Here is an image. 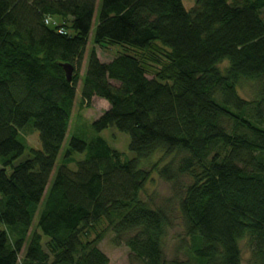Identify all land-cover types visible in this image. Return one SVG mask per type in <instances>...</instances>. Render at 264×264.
Returning <instances> with one entry per match:
<instances>
[{
  "label": "trees",
  "instance_id": "obj_1",
  "mask_svg": "<svg viewBox=\"0 0 264 264\" xmlns=\"http://www.w3.org/2000/svg\"><path fill=\"white\" fill-rule=\"evenodd\" d=\"M96 4L0 0V264H109L107 231L139 264H242L241 240L264 264V0ZM94 46L117 51L103 62ZM78 81L81 105L108 102L92 130L127 133L132 158L75 127L61 152ZM154 170L175 188L185 258H166L170 200L140 197Z\"/></svg>",
  "mask_w": 264,
  "mask_h": 264
},
{
  "label": "rangeland",
  "instance_id": "obj_2",
  "mask_svg": "<svg viewBox=\"0 0 264 264\" xmlns=\"http://www.w3.org/2000/svg\"><path fill=\"white\" fill-rule=\"evenodd\" d=\"M182 3L186 9L190 8L194 0H182ZM98 6V0L97 4ZM57 20L55 22H52L53 24H56ZM94 27H95V19L93 18V22L91 25V29L88 36V44L86 45L85 52L83 54V58L80 64V67L78 69V72L80 74L83 73L84 67L86 65V57L88 50L92 47V36L94 33ZM117 47V46H116ZM116 47H108V48H101L99 46H94L96 55L98 56L100 61L107 62L110 59L114 57L116 54L117 48ZM120 50V47H118ZM225 62L221 66H224ZM115 84V82H113ZM79 81L77 84V91L75 94L74 104L72 108L71 113V119H70V128H68L65 140L63 142V146L61 149V152L65 150V148H68V141L70 137L72 136V132L70 129H74L75 136L82 137L86 141H89L91 138H93L95 135H99L102 137L109 146L112 148L118 150L119 152L123 153V156L125 158H132L134 154L129 150V135L125 132H121L117 130L115 127H108L104 130H102L100 133L96 134L92 128H91V121L95 118H97L101 112L108 107V102L104 99H100L97 97H93L91 101L88 104H80V94H79ZM254 87L250 82L243 81L238 85L237 87V93L240 97L245 99H251V97L254 95ZM24 131L21 132L23 138L25 139L27 145L29 147H33L36 149H40V142L38 139V131L32 127V123L29 122L25 127ZM28 155V149L25 150L24 154L17 160H22ZM160 153L153 156L152 159L160 157ZM73 157L76 160L82 159L84 157V153H78L74 152ZM171 156H167L164 161L166 162L169 160ZM151 160V159H150ZM149 160L142 162L144 165L147 166ZM61 163V156L59 157V160H57L55 164V168L53 170V173L56 171V167ZM74 168V166L72 167ZM181 182L183 185H186L190 182V179L188 177H184L181 179ZM174 186L170 182H166L163 179H161L157 171L154 170L151 172L148 180L146 181L141 193L140 197L144 200H147L150 202V205L152 207L156 206H163L167 205L168 200H170V219L172 220L171 225L168 228L167 235L165 238V254L167 260H170L174 258L175 256L177 258H185V252L183 248H180V240L184 236L183 231V225L180 220L178 210L176 207V201L174 198ZM36 222V216L33 220V224ZM0 229H2V226L0 225ZM98 247L101 249V251L108 257L109 264H139L136 261H132L129 257V250L126 246L122 245H115L112 241V233L110 231H107L104 235L103 239L98 243ZM239 247L241 250V257H242V264H246V260L249 257V250L246 245L245 240H241L239 242ZM22 253L19 254L21 257Z\"/></svg>",
  "mask_w": 264,
  "mask_h": 264
},
{
  "label": "water",
  "instance_id": "obj_3",
  "mask_svg": "<svg viewBox=\"0 0 264 264\" xmlns=\"http://www.w3.org/2000/svg\"><path fill=\"white\" fill-rule=\"evenodd\" d=\"M63 69H64V73H65V77L67 81L71 80V75H72V71H73V67L66 63V64H62Z\"/></svg>",
  "mask_w": 264,
  "mask_h": 264
},
{
  "label": "built area",
  "instance_id": "obj_4",
  "mask_svg": "<svg viewBox=\"0 0 264 264\" xmlns=\"http://www.w3.org/2000/svg\"><path fill=\"white\" fill-rule=\"evenodd\" d=\"M46 22H48V20H46ZM59 32H63V29H62V28H60V29H59Z\"/></svg>",
  "mask_w": 264,
  "mask_h": 264
}]
</instances>
